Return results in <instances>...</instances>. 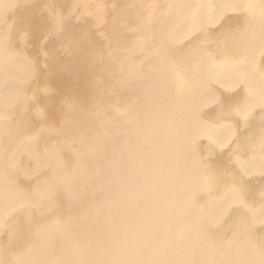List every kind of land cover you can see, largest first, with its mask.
<instances>
[{
  "label": "bare ground",
  "instance_id": "6f19581e",
  "mask_svg": "<svg viewBox=\"0 0 264 264\" xmlns=\"http://www.w3.org/2000/svg\"><path fill=\"white\" fill-rule=\"evenodd\" d=\"M0 264H264V0H0Z\"/></svg>",
  "mask_w": 264,
  "mask_h": 264
},
{
  "label": "snow or ice",
  "instance_id": "6c2138e0",
  "mask_svg": "<svg viewBox=\"0 0 264 264\" xmlns=\"http://www.w3.org/2000/svg\"><path fill=\"white\" fill-rule=\"evenodd\" d=\"M247 115V114H246Z\"/></svg>",
  "mask_w": 264,
  "mask_h": 264
}]
</instances>
